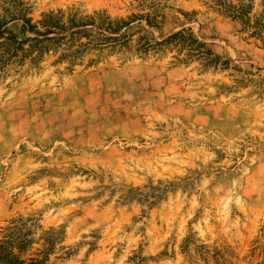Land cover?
<instances>
[{
    "label": "rangeland",
    "instance_id": "1",
    "mask_svg": "<svg viewBox=\"0 0 264 264\" xmlns=\"http://www.w3.org/2000/svg\"><path fill=\"white\" fill-rule=\"evenodd\" d=\"M211 2L0 0V243L44 264H264V45ZM183 29L229 64L164 43Z\"/></svg>",
    "mask_w": 264,
    "mask_h": 264
},
{
    "label": "trees",
    "instance_id": "2",
    "mask_svg": "<svg viewBox=\"0 0 264 264\" xmlns=\"http://www.w3.org/2000/svg\"><path fill=\"white\" fill-rule=\"evenodd\" d=\"M257 1H259L260 11L257 12ZM213 8L218 12L226 16L232 22L236 23L239 27V34L244 35L247 40H257L263 43L264 45V0H212L211 2ZM147 22L152 25L154 21L151 18L147 17ZM28 23H31L29 20ZM1 25V24H0ZM129 24L125 21H119L118 23L113 22L110 18L107 20H102V30L110 32L113 35H119L124 28ZM33 27L31 26V29ZM2 34L9 33L14 35L12 31L0 27ZM4 29V30H3ZM187 38L189 40L188 47L196 48L197 51L204 48L206 49L205 53L199 52V57L210 56L208 65L219 66L220 64L227 65L228 61L221 60L218 57H215L212 49L205 43L200 42L192 33L191 29H183L182 31L170 36L164 43ZM106 39V40H105ZM102 41L114 40L116 42L123 39V36H118L114 38H105ZM103 44V43H102ZM196 52V51H195ZM26 245L22 244L16 248L13 244L9 242L0 243V264H44L47 260L42 261L38 258L23 259L19 254H15V250H18L19 253L24 251Z\"/></svg>",
    "mask_w": 264,
    "mask_h": 264
}]
</instances>
